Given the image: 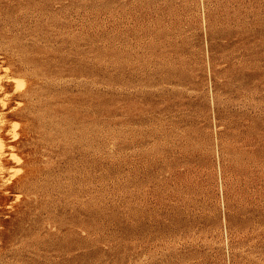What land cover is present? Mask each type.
I'll return each mask as SVG.
<instances>
[{
	"label": "rangeland",
	"instance_id": "374dc122",
	"mask_svg": "<svg viewBox=\"0 0 264 264\" xmlns=\"http://www.w3.org/2000/svg\"><path fill=\"white\" fill-rule=\"evenodd\" d=\"M0 264H264V0H0Z\"/></svg>",
	"mask_w": 264,
	"mask_h": 264
},
{
	"label": "bare ground",
	"instance_id": "6f19581e",
	"mask_svg": "<svg viewBox=\"0 0 264 264\" xmlns=\"http://www.w3.org/2000/svg\"><path fill=\"white\" fill-rule=\"evenodd\" d=\"M1 147V146H0ZM1 155H2V152H0V163H1Z\"/></svg>",
	"mask_w": 264,
	"mask_h": 264
}]
</instances>
